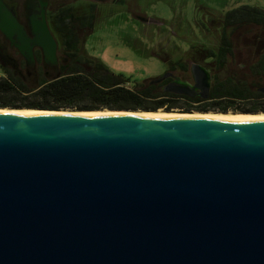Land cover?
Returning <instances> with one entry per match:
<instances>
[{"label":"water","instance_id":"obj_1","mask_svg":"<svg viewBox=\"0 0 264 264\" xmlns=\"http://www.w3.org/2000/svg\"><path fill=\"white\" fill-rule=\"evenodd\" d=\"M0 264H264V119L0 114Z\"/></svg>","mask_w":264,"mask_h":264},{"label":"flooded vegetation","instance_id":"obj_2","mask_svg":"<svg viewBox=\"0 0 264 264\" xmlns=\"http://www.w3.org/2000/svg\"><path fill=\"white\" fill-rule=\"evenodd\" d=\"M154 1L164 3L167 14L148 15L146 9ZM169 1L2 0L21 31H16L12 25L9 26L10 20L0 12V71L4 76L6 72H10L22 80H30L35 84L42 78L47 80L61 78L68 71H92L94 65L90 60H101L86 49L88 40L110 34L116 36L131 33L152 34L165 23H169L172 28L170 33L182 37L201 35L210 41L218 42H212L215 45L214 49L205 53L204 59H208L205 64L203 62L201 65L196 61L189 67L182 64L178 69L169 68L166 75L146 80L144 84L158 86V89L163 88L165 92L161 94H172L180 97L179 100H184L185 97L207 100L210 88L216 82L243 79L230 74L226 76L220 74L234 69L237 71L246 69L252 74L247 80H254L256 83L253 84L264 86V8L244 3L227 9L226 5L232 0H206L208 5H193L188 19L179 25V17L176 16ZM241 9L261 12L262 24H259L258 16L255 15H231ZM43 26L47 27L56 43L53 59L46 56L41 47L33 44L36 34ZM240 36L250 40L242 44L252 50V53L248 54L252 59L249 65L235 61L237 56L243 57L247 54L243 51L238 55L235 53L236 44L233 41ZM68 37L81 41V46L76 51L61 46L60 39ZM26 44L31 48V56L25 51ZM74 55H79V58ZM195 67L209 73L207 93L201 88L206 86V81L194 73ZM177 85L187 87L189 95L170 91Z\"/></svg>","mask_w":264,"mask_h":264},{"label":"trees","instance_id":"obj_3","mask_svg":"<svg viewBox=\"0 0 264 264\" xmlns=\"http://www.w3.org/2000/svg\"><path fill=\"white\" fill-rule=\"evenodd\" d=\"M258 16L262 24V13L257 10L241 9L231 15ZM260 17V18H259ZM61 46L67 50L76 51L81 45L76 38L60 39ZM74 54H76L74 52ZM79 58L77 55H74ZM94 67L92 71H68L65 76L47 80L41 79L33 87L10 72L0 77V108H22L41 110H133L157 112L161 109L170 112L180 109L184 112H218V113H264V101L257 98L261 93L252 94L245 81L227 80L216 82L209 91L207 100H179L172 94L155 93V85L144 83L131 85L122 76L111 72L99 60H90ZM30 94L31 97L23 94ZM40 97L41 100H37ZM36 98V100H29ZM154 98V101L147 100Z\"/></svg>","mask_w":264,"mask_h":264},{"label":"rangeland","instance_id":"obj_4","mask_svg":"<svg viewBox=\"0 0 264 264\" xmlns=\"http://www.w3.org/2000/svg\"><path fill=\"white\" fill-rule=\"evenodd\" d=\"M135 1V0H134ZM170 0L169 4L174 8L175 14L179 17V25L183 24L190 16L192 6L195 4L208 5L206 0ZM250 4L260 8H264V0H232L226 7H238L241 4ZM148 15H165V4L162 2H151L147 7ZM106 11V10H105ZM197 14H200L197 12ZM172 28L169 23H165L164 26L159 27L156 33L152 34H137L131 33L128 35H102L101 38L94 40H88L85 45L90 54L95 57H99L100 60L109 68V70L116 75L122 76L131 82V85L141 84L144 81L155 78L159 75H166L169 68L178 69L183 64L187 67L191 63L205 64L208 59L205 58L207 51H212L214 48L213 43H217V40H209L201 35L182 37L170 33ZM246 37H238L234 39L236 44L234 47L235 53H244L243 57L237 56L235 61L238 63L251 64L252 50L244 47L245 42H249ZM213 42V43H212ZM244 42V43H243ZM243 44V45H242ZM204 66V65H203ZM206 71V70H204ZM207 74H209L206 71ZM218 74V72L216 73ZM233 75L237 78H243L242 81L247 82L250 86V93H261L263 96L257 98L258 101H264V86L253 84L254 80H247L252 74L246 69H239L234 71L220 74V76ZM219 75V74H218ZM27 85L33 87L35 83L32 81H26ZM165 92V89H157L155 93ZM31 93L23 94L24 96L31 97ZM147 99V98H146ZM29 100H36L31 98ZM41 100L40 97L36 101ZM147 100L154 101V98H148ZM64 111V110H63ZM161 111L166 112L161 109ZM184 112L180 109H174L170 112ZM139 112V111H138ZM247 114V113H241Z\"/></svg>","mask_w":264,"mask_h":264},{"label":"bare ground","instance_id":"obj_5","mask_svg":"<svg viewBox=\"0 0 264 264\" xmlns=\"http://www.w3.org/2000/svg\"><path fill=\"white\" fill-rule=\"evenodd\" d=\"M2 113H14V114H22V115H46V114H55V115H93V116H103V115H121V116H132V117H170V118H209V119H222V118H262L264 119V113H257V114H241V113H217V112H193V113H185V112H164V111H157V112H118V113H110L109 111H99V112H90V111H83V112H76V111H59V112H48V111H34V110H9L4 109L0 110V114Z\"/></svg>","mask_w":264,"mask_h":264},{"label":"built area","instance_id":"obj_6","mask_svg":"<svg viewBox=\"0 0 264 264\" xmlns=\"http://www.w3.org/2000/svg\"><path fill=\"white\" fill-rule=\"evenodd\" d=\"M0 77H4V75L2 74V72L0 71Z\"/></svg>","mask_w":264,"mask_h":264}]
</instances>
